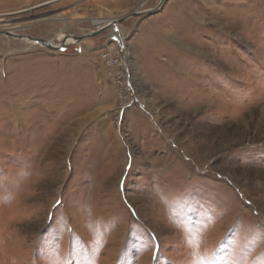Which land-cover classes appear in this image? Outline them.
Here are the masks:
<instances>
[{
  "label": "rangeland",
  "instance_id": "374dc122",
  "mask_svg": "<svg viewBox=\"0 0 264 264\" xmlns=\"http://www.w3.org/2000/svg\"><path fill=\"white\" fill-rule=\"evenodd\" d=\"M51 1L0 0V31L145 11ZM0 264H264V0L0 36Z\"/></svg>",
  "mask_w": 264,
  "mask_h": 264
},
{
  "label": "water",
  "instance_id": "95a60500",
  "mask_svg": "<svg viewBox=\"0 0 264 264\" xmlns=\"http://www.w3.org/2000/svg\"><path fill=\"white\" fill-rule=\"evenodd\" d=\"M166 2H167V0H161L159 5L154 9L140 11L137 13H131V14L126 15V16L121 17V18L112 19V20H110V22L107 25L100 28L98 31H93V32L86 34V35H83L81 37L73 36V38L77 41V43H80L87 38H91V37H95V36L99 35L102 31H105V30L109 29L110 27H115V29H117L118 26H120V24H122L124 21H126L129 18L144 17L146 15L156 14L164 7ZM0 36L13 37V38L20 39V40L27 39L28 41L35 42L38 45H41L43 47H46V48H48L50 50H54V51L60 50V49L64 48L65 46H67L65 42H62L60 45H55L52 42L41 39V38H36L33 36H21V35L14 33V32H9V31H0Z\"/></svg>",
  "mask_w": 264,
  "mask_h": 264
},
{
  "label": "built area",
  "instance_id": "2783aa9c",
  "mask_svg": "<svg viewBox=\"0 0 264 264\" xmlns=\"http://www.w3.org/2000/svg\"><path fill=\"white\" fill-rule=\"evenodd\" d=\"M123 55L124 54L119 47L112 45V47L107 49L105 51V53L102 55V59H103V61L106 62L109 69H111L112 77L115 79L116 78L121 79L123 77L125 79V81H122L121 85L125 86L124 88L129 89V82L127 80L128 77H126L128 70H127V68H125L126 69V72H125V70L122 69L123 66L126 67V65H124L125 59L123 58ZM118 68L120 69V72L116 73V70H118ZM121 115H122V113H121Z\"/></svg>",
  "mask_w": 264,
  "mask_h": 264
},
{
  "label": "crops",
  "instance_id": "0c3cea01",
  "mask_svg": "<svg viewBox=\"0 0 264 264\" xmlns=\"http://www.w3.org/2000/svg\"><path fill=\"white\" fill-rule=\"evenodd\" d=\"M113 1H119L121 3H127L130 7L125 8L127 11H133L136 6H142L143 10H149L154 7H157L161 0H113ZM170 0H167L165 5L169 3ZM164 5V6H165Z\"/></svg>",
  "mask_w": 264,
  "mask_h": 264
},
{
  "label": "bare ground",
  "instance_id": "6f19581e",
  "mask_svg": "<svg viewBox=\"0 0 264 264\" xmlns=\"http://www.w3.org/2000/svg\"><path fill=\"white\" fill-rule=\"evenodd\" d=\"M57 1V0H56ZM56 1H53V2H56ZM52 1L50 2V3H53ZM47 4H49V3H47ZM46 4V5H47ZM9 15H11V14H9ZM9 32H13V31H9ZM124 38L122 37V40H123ZM23 41H25V42H27L28 40L27 39H23ZM124 41V40H123ZM29 42H31V41H29ZM74 42H76L77 43V41L75 40V39H73V40H70V41H66L65 43H66V45H70V44H72V43H74ZM31 43H35V42H31Z\"/></svg>",
  "mask_w": 264,
  "mask_h": 264
}]
</instances>
